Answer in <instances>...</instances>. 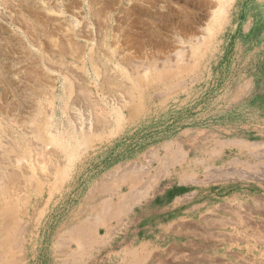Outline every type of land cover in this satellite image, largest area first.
<instances>
[{
    "label": "rangeland",
    "instance_id": "374dc122",
    "mask_svg": "<svg viewBox=\"0 0 264 264\" xmlns=\"http://www.w3.org/2000/svg\"><path fill=\"white\" fill-rule=\"evenodd\" d=\"M218 10V0H0V188L24 228L9 264H115L143 242L165 258L172 244L195 254L178 264H264V0H232L214 26ZM134 175L153 190L81 251L66 231L106 199L91 188L103 179L126 192Z\"/></svg>",
    "mask_w": 264,
    "mask_h": 264
},
{
    "label": "bare ground",
    "instance_id": "6f19581e",
    "mask_svg": "<svg viewBox=\"0 0 264 264\" xmlns=\"http://www.w3.org/2000/svg\"><path fill=\"white\" fill-rule=\"evenodd\" d=\"M231 1L232 0H218L219 10L216 14L217 17L215 18L214 26H220L223 24V22L225 21L227 9H228ZM151 70H152V68H151ZM143 79H145V81H143ZM148 80L149 79L147 78V76H144V78L142 77L143 83H146V82L148 83ZM103 121H105V120H103ZM95 122H96V120H95ZM39 126H41V125H39ZM82 134H85V133H82ZM42 135H43V133H42ZM86 136L87 135L83 136V138L85 139ZM49 138L51 141H55V139L53 137L50 136ZM56 140H58V137ZM61 140H63V139H61ZM230 144L235 145L240 151L247 150L249 152H250V149H254V148L261 146V144L259 145L258 142L244 143L240 140H237V141L233 140ZM68 145L72 146V144H70V143L68 144V142H62V143H61V141L58 142V146H61L62 148H64L65 154H70V158H71L73 156V150L71 151V149H68ZM175 145L177 146V144H175ZM178 148H180V147H178ZM261 148H263V147H261ZM169 152H171V151H169ZM177 152H180V150H178ZM259 152H261V151H259ZM180 153L181 154H179V155L175 154L176 156L174 155L172 158L174 161H176L178 163H180L181 160H184V158L186 157L185 152H182V150H181ZM172 154H171V156H172ZM262 157H263V155H262ZM160 165H162V164H160ZM54 170L57 171L56 169H54ZM159 170H160V168H159ZM161 171H163V170H161ZM244 171H246V170H244ZM167 172H168V170H167ZM248 172H251V171H248ZM52 173H54V171ZM230 174H232V173H230ZM243 174H241V175H243ZM147 175H148V173H147ZM222 176H224V175L222 174ZM124 178H127V177H124ZM62 180L63 179L61 178L60 181L59 180L54 181L53 187L54 186L56 187L57 185H59V183ZM115 180H114V182H115ZM138 180H139V178H137L135 175L128 177L126 180L127 181V184H126L127 190H126V192H122V193H120V192H118V190H116L118 188V186L117 187H111L103 179L101 181H99L96 185H94L90 190V194H92V195H94V194H102V195L105 194L106 197H104V198H106V199L99 201L98 204H93V205L89 204L90 205V212L93 215V219L92 220L86 219L80 223H77V224L71 226L66 231L67 235L69 236L70 241H73L75 243V245H77V247H79V249L81 251L85 250V248L87 246L93 247L94 245L96 246L97 244L100 245V244L105 243L107 238L110 237L111 235H113L114 232L116 233V231L120 228V226L123 222V220H122L123 217L129 212V210L133 207V205L138 203V201H140L142 198H145L146 196H148L149 193L153 190L154 185L156 183V180L152 179L151 181H148L149 183H146L143 186H138V184H137ZM142 180H144V179H142ZM6 188H7L6 185H5V188H0V264H6V263L9 264V263L13 262V261L11 262V259L13 258L12 250L15 247L19 246L18 241L20 242V233H22L21 231H22V229H24V228H22V226H20L19 220H17V217H16L17 212L20 209V207H19L20 204H18L17 198L15 200L13 199V197L10 198V196H12L11 193L8 191L10 189L7 190ZM7 195L8 196L10 195L9 198ZM114 195H116L117 201L113 200L112 196H114ZM20 197H22V196H20ZM90 199H92V198H90ZM20 200L23 203L26 201V199L25 200L20 199ZM100 226L104 227L105 233L103 236L99 235L98 227H100ZM189 227H191V226H189ZM193 229H191L190 234H194V235L198 234L202 238L204 237L203 236L204 233H199L198 231H197L198 232L197 233ZM95 231L96 232L98 231V233H96ZM180 233H181V231H180ZM185 244H188V242ZM201 247H204V246H201ZM180 248L181 247L179 245H176V244L170 245V250L168 249L169 256H167V258H165L163 256L164 257L163 258L160 256L159 253L156 254V248L152 247L148 242L147 243L143 242L138 246H135L132 248H125V249H122L121 251H119L118 253H116L115 255L118 259H117V263H115V264H172V263L178 264V263L183 262L184 258H187L186 261L188 263H192L193 261H196L194 253L193 254L191 253L190 255L189 254L188 255L187 254L182 255V253H179ZM199 248H200V246H198L197 251L199 250ZM11 253H12V257L10 256ZM87 254H88V252H87ZM77 256H78L77 253L72 254L73 261H76L78 259ZM84 256H85V253H84Z\"/></svg>",
    "mask_w": 264,
    "mask_h": 264
},
{
    "label": "crops",
    "instance_id": "0c3cea01",
    "mask_svg": "<svg viewBox=\"0 0 264 264\" xmlns=\"http://www.w3.org/2000/svg\"><path fill=\"white\" fill-rule=\"evenodd\" d=\"M233 140H229V143H231ZM234 141H237V140H234ZM261 146H263V145H261ZM230 147H236L235 145H232V144H230ZM237 148V147H236ZM263 148H264V146H263ZM238 149V148H237Z\"/></svg>",
    "mask_w": 264,
    "mask_h": 264
}]
</instances>
